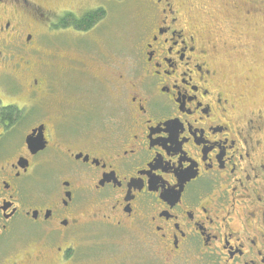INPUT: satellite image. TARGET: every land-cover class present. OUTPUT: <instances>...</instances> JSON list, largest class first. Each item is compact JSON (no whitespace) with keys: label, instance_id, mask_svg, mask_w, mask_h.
I'll use <instances>...</instances> for the list:
<instances>
[{"label":"flooded vegetation","instance_id":"1","mask_svg":"<svg viewBox=\"0 0 264 264\" xmlns=\"http://www.w3.org/2000/svg\"><path fill=\"white\" fill-rule=\"evenodd\" d=\"M113 1L0 0V264H264V109L220 64L243 42L192 18L218 0H137L126 65L93 56L104 97L61 112L42 23L91 34Z\"/></svg>","mask_w":264,"mask_h":264},{"label":"rangeland","instance_id":"2","mask_svg":"<svg viewBox=\"0 0 264 264\" xmlns=\"http://www.w3.org/2000/svg\"><path fill=\"white\" fill-rule=\"evenodd\" d=\"M257 1V7L261 8V12L249 17L242 16L247 9L244 0L239 2L238 11L229 7L224 10L223 7L221 8V3L227 0H218L211 5L206 14L197 11L192 14V18L195 22L199 21L205 31L221 29L223 31L220 35L221 40H226L231 47L237 45L235 39L243 42L242 48L236 53H224L220 50V64L224 68L225 75L233 78L236 86L248 80L251 106L264 109V1ZM108 8L106 25H98L97 30L91 34H80L69 29L59 32L55 29V32H49L46 28V20L42 23L40 51L41 54L46 55V59H48L47 55H56V59L47 66V69L51 70L49 79L53 83L52 94L60 104L61 112L71 113L75 108H84L89 102L94 104L96 98L97 102L98 99L100 101V95L104 97L103 88L93 78L99 71L100 65L92 59L93 56L100 55L101 59L108 60L113 53L118 54L120 67H123L124 64L126 65L125 57L130 55L135 47L140 20L137 0H114L108 4ZM235 12L238 13L234 14ZM231 17L238 18L234 21L237 32L234 37L228 39L231 36L229 34ZM68 57L77 58L83 62V65L88 66L86 71L89 76L75 70L78 65L67 64L68 60L65 58ZM64 67H66L64 74L59 76V70ZM50 106L53 111L57 105L52 103ZM65 128L67 131L71 130L69 124Z\"/></svg>","mask_w":264,"mask_h":264}]
</instances>
